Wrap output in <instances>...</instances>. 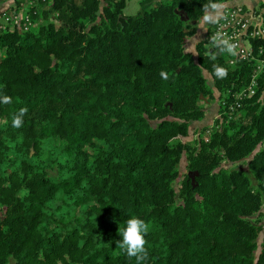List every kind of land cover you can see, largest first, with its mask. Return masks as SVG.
Segmentation results:
<instances>
[{
	"label": "trees",
	"instance_id": "1",
	"mask_svg": "<svg viewBox=\"0 0 264 264\" xmlns=\"http://www.w3.org/2000/svg\"><path fill=\"white\" fill-rule=\"evenodd\" d=\"M127 1L33 0L26 31L0 29V264H136L130 217L144 264H264V75L229 114L249 65L208 51V27L185 50L229 0Z\"/></svg>",
	"mask_w": 264,
	"mask_h": 264
},
{
	"label": "built area",
	"instance_id": "2",
	"mask_svg": "<svg viewBox=\"0 0 264 264\" xmlns=\"http://www.w3.org/2000/svg\"><path fill=\"white\" fill-rule=\"evenodd\" d=\"M28 6H34L33 0ZM20 8L24 9L23 4ZM19 12L12 11L10 15L7 11L1 12L0 29L11 26L26 31L30 25L29 16ZM220 41H227L233 51L228 52ZM204 47L210 52L224 54L231 67L238 62L249 65L251 72L246 86L232 95L230 103L222 102L229 114L241 109L243 102L256 94L264 75L263 9L252 10L242 5L224 7L218 19L208 26Z\"/></svg>",
	"mask_w": 264,
	"mask_h": 264
},
{
	"label": "clouds",
	"instance_id": "3",
	"mask_svg": "<svg viewBox=\"0 0 264 264\" xmlns=\"http://www.w3.org/2000/svg\"><path fill=\"white\" fill-rule=\"evenodd\" d=\"M228 52L233 51V46L228 44L227 41H220ZM215 73L217 76H226V70L222 67L214 65ZM4 101L8 102V98L4 97ZM27 112V109H20L19 113L13 116L12 126L20 128L22 126V117ZM148 224L137 217H130L125 221L124 226L118 228L120 240L116 242L119 247L130 258L134 257L136 264H144L148 258V252L145 248L146 240L145 234L148 232Z\"/></svg>",
	"mask_w": 264,
	"mask_h": 264
},
{
	"label": "rangeland",
	"instance_id": "4",
	"mask_svg": "<svg viewBox=\"0 0 264 264\" xmlns=\"http://www.w3.org/2000/svg\"><path fill=\"white\" fill-rule=\"evenodd\" d=\"M24 3H23V6H25V5H27V4H29L28 2L30 1V0H22ZM32 1V0H31ZM144 0H128L127 2H126V6H125V8H124V10H123V13H124V15H126V16H135V15H137V14H139L140 12H141V10H142V5H141V3L143 2ZM158 1V0H157ZM27 3V4H26ZM12 5V6H11ZM21 6V2H19V3H11L10 4V7L8 8H6L5 10H2V11H0V13L1 12H8V14L10 15L11 13H12V11H13V8H17V7H20ZM29 7V6H28ZM26 9V8H25ZM25 9H23V8H20V12H19V14H23V13H25L26 12V10ZM204 21H206V20H204L203 19V21H201V22H199V23H196V24H194L193 26H196V33L194 34V36H192L193 37V39H197V38H200V37H203L204 36V24L205 23H203ZM201 23V24H200ZM194 41V40H193ZM198 42V41H197ZM187 48H185V50L187 51V52H191V50L194 52V54H193V52L191 53L192 55H194V57H195V46L194 45H192L191 46V48L189 47V46H186ZM209 82H211V81H209ZM215 102V101H214ZM214 102H211L210 103V105L209 106H211V108H208L207 107V104H201L204 108H206V117H205V119H204V122L206 123V122H210V120H211V117L213 116V114H214V109L213 108H215L216 107V103H214ZM217 116V115H216ZM215 118H217V117H215ZM194 131H196L195 129L194 130H191V133H193V134H191L190 135V137L187 139V140H193L194 139V137L195 136H193L194 135ZM184 165H185V162L183 161L182 162V164H181V166H179V172H180V174H182L183 172H184ZM234 166H236V167H238V168H242V169H244V170H247V167H246V163L245 162H242V163H238L237 165H234ZM262 215L260 216V218H259V223H258V225H260L261 227H262V229H261V231H260V233H259V236H258V239H257V242H258V245H261L262 244V242L264 241V206H263V209H262ZM252 220H254V219H256V216H253L252 218H251Z\"/></svg>",
	"mask_w": 264,
	"mask_h": 264
},
{
	"label": "crops",
	"instance_id": "5",
	"mask_svg": "<svg viewBox=\"0 0 264 264\" xmlns=\"http://www.w3.org/2000/svg\"><path fill=\"white\" fill-rule=\"evenodd\" d=\"M16 2L17 3L21 2V4L24 3L22 0H0V11L5 10L7 7L9 8L11 3H16ZM30 2H31V0L28 3H30ZM262 4H264V0H229L225 3H223L222 5H220L219 7H217L214 11L208 12V14L204 18H202L199 22L203 21V19L206 20L203 22V23H205L203 26L205 28L204 29V34H205L206 28L218 19V17L220 16L221 10L224 7L233 6V5H242V6L249 8V9H252V10L256 9L257 10V9H262V8H260V6ZM25 8H28V4L24 6V9ZM203 37H200L197 39L196 38L193 39V37L188 38L186 46H189L190 48L192 45L195 46L197 41L201 40ZM192 52L193 51L191 50V52H189V53L191 54ZM193 54H194V52H193ZM204 124H205V122L204 123H202V122L194 123L193 127L200 128Z\"/></svg>",
	"mask_w": 264,
	"mask_h": 264
}]
</instances>
